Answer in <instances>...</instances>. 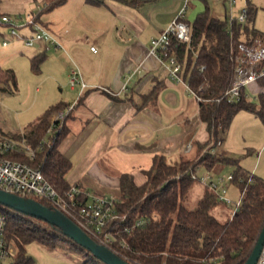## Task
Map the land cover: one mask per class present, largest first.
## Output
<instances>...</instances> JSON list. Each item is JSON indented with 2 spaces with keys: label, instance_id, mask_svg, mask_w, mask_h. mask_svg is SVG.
Here are the masks:
<instances>
[{
  "label": "crops",
  "instance_id": "crops-1",
  "mask_svg": "<svg viewBox=\"0 0 264 264\" xmlns=\"http://www.w3.org/2000/svg\"><path fill=\"white\" fill-rule=\"evenodd\" d=\"M49 1L0 0V13L20 22L28 14L38 15L40 23L51 29L59 43L53 46L40 41L29 47V60L42 53L47 55L35 72L42 83L53 81L59 97L50 103L46 102L49 94L41 97L38 111L32 116L36 118L26 122V129L50 106L58 102L67 105L54 111L50 121L60 111L67 115L70 112L64 121L68 133L59 144V150L72 161L68 182L97 195L118 194L120 175L128 172L135 179L137 175L146 179L142 170L151 166L156 155L165 156L171 163L182 157H194L196 145L209 139L207 125L200 117L199 102L188 91L187 82L172 79L161 59L150 52L152 38L176 17L184 0H141L139 4L104 0L101 5L87 0H66L41 12ZM223 2L225 10L215 12L218 17L227 12ZM54 10L58 13L51 15ZM3 30L7 35L8 27ZM20 31L25 35L31 32L26 26ZM92 46L97 48L96 52L91 50ZM11 69L18 83L17 66ZM73 70L80 71L74 86L70 83ZM156 84L161 88L157 98L139 109L141 96ZM245 96L259 104L264 96V79L246 87ZM256 118L259 117L248 111L236 114L231 126L250 122L242 126L244 129L239 134L252 127L258 129L259 135L256 137L253 129L248 130L240 145L233 135H238V131H229L223 136L218 154L241 157V160L245 153L259 157L264 150V124L259 118L262 127ZM197 184L204 191L205 186ZM229 193L232 194V187Z\"/></svg>",
  "mask_w": 264,
  "mask_h": 264
},
{
  "label": "trees",
  "instance_id": "trees-1",
  "mask_svg": "<svg viewBox=\"0 0 264 264\" xmlns=\"http://www.w3.org/2000/svg\"><path fill=\"white\" fill-rule=\"evenodd\" d=\"M121 1L129 4L141 2ZM64 2L66 0H50L41 12L49 11ZM87 2L101 5L104 0ZM204 2L205 8L197 14L195 20L191 22L187 19L191 26V44L174 41L169 53H175L183 62L180 76L192 89L197 90L202 83L208 84L204 93L208 100L201 101L199 106L209 139L196 145L197 153L192 158L182 157L171 163L163 155L154 156L151 166L142 170L146 179L141 184L137 183L131 173L120 175L117 194L120 217L111 221L109 226L119 240L126 241V246L116 242L114 249L121 257L135 264H244L264 225V178L245 169L241 157L204 153L205 149L216 145L220 135L227 133L240 111L256 114L264 124V96L256 104L246 98L244 89L239 101L229 102L224 98L234 77L240 55L239 44L244 40L252 43L257 38L264 41V32L254 26L258 7L247 0V22L242 23L236 18L230 19L229 9L223 17L214 15L207 0ZM35 18L40 22L38 15ZM0 25L8 27L1 21ZM2 37L5 34L0 30ZM46 56L42 53L31 58L34 71L40 69ZM0 84L12 90L17 89L13 69L0 67ZM160 90L156 84L148 93L143 94L139 109L155 100ZM216 98L221 100L216 101ZM66 106L64 102L50 106L22 133H3L11 139L25 141L36 150L34 158L26 153H14L12 158L39 167L62 194L71 187L67 174L72 168V161L59 150L60 142L68 133L66 124L63 122L53 146L45 144L42 148L40 144L47 138L51 114ZM198 164L208 171H217L223 165H231L234 168V182L239 188H246L240 206L226 221L212 212L220 200L208 187H205L195 207L187 205L190 192L198 183L191 177L190 170ZM250 178L252 181H248ZM36 199L54 208L46 199ZM0 211L7 215V238L17 248L16 264H36L28 253V246L33 242L50 249H75L84 255L83 264H105L66 236L60 228L1 204ZM124 216L126 218L121 220ZM139 219H144L145 223L134 226ZM127 227L129 231H125Z\"/></svg>",
  "mask_w": 264,
  "mask_h": 264
},
{
  "label": "built area",
  "instance_id": "built-area-1",
  "mask_svg": "<svg viewBox=\"0 0 264 264\" xmlns=\"http://www.w3.org/2000/svg\"><path fill=\"white\" fill-rule=\"evenodd\" d=\"M190 0H185V4L179 10L176 17L161 31V33L152 38L150 43V52L157 55L167 69L169 76L178 81H182L180 71L183 68V62L175 53H169L173 42L191 44L192 34L191 26L187 20V9ZM229 3L230 19H238L239 22H247V6L245 5L239 13L234 15V7L238 0H226ZM0 21L8 25L7 35L11 40H21L26 46H33L37 42H46L49 45L56 46L58 41L53 34L39 21L35 15L28 14L23 22L20 19L11 17L8 14L0 16ZM26 26L30 28V34L25 35L20 29ZM4 46L8 45L7 40H3ZM91 50L96 52L95 46ZM240 55L237 58V65L234 70V77L231 87L225 92L224 98L229 102L239 101L243 90L251 83L264 78V41L257 38L252 43L242 41L239 44ZM204 67H201L203 69ZM70 83L74 86L79 78V70H73ZM83 87L86 83L81 80ZM188 91L200 103L208 100L204 93L208 89V84L202 83L197 90L192 89L187 84ZM126 89V85L123 86ZM221 98H216L220 101ZM67 112L60 111L54 115L50 121L47 131V138L41 142L40 146L46 144L53 146L58 132L62 129ZM223 143V135H220L213 148H207L204 153L212 155L218 154V149ZM14 153H26L31 158L36 156V150L25 141L14 140L6 135L0 134V189L7 192L16 193L24 197L44 198L51 203L54 209H58L72 220H74L84 231H86L97 242L104 244L115 252L114 244L120 242L126 246V241L119 240L115 232L110 228L111 221L118 219L117 210L118 199L116 196L97 195L90 191L82 189L77 184H71V187L64 194L60 193L51 182L45 177L39 167H35L27 162L12 158ZM203 166L198 164L195 169L190 170L191 177L198 183L203 184L212 190L218 199L226 204H234V211L240 206L246 188H239L240 198L235 202L229 195V188L234 182V175L231 173L226 177L215 175L213 172L202 170ZM248 181H252L250 178ZM126 216L120 218L124 220ZM7 215L0 211V264H16L17 248L13 241L6 235ZM145 223L144 219H139L134 226H140ZM129 231V228H125ZM118 253V252H117ZM257 264H264V247Z\"/></svg>",
  "mask_w": 264,
  "mask_h": 264
},
{
  "label": "rangeland",
  "instance_id": "rangeland-1",
  "mask_svg": "<svg viewBox=\"0 0 264 264\" xmlns=\"http://www.w3.org/2000/svg\"><path fill=\"white\" fill-rule=\"evenodd\" d=\"M251 1L258 7L254 25H256L257 28L264 30V0ZM207 2L214 15L215 12H224L225 6L223 0H207ZM225 3L227 9H229L230 7L228 1L225 0ZM184 4L185 0L183 5ZM246 4L247 0H238L236 6L234 7V15L236 17L239 16L240 11ZM204 8V0H190L187 9L188 19L191 22L194 21L197 14ZM55 13H58L57 10L52 11L51 15H54ZM193 13L195 15L194 17L192 16ZM45 16H47V13L44 14V17ZM191 16L193 18H191ZM0 30H3L1 25ZM2 32L4 34L6 33L4 30ZM50 32L52 33V31ZM4 39L10 43L8 46H2ZM29 47L30 46H26L21 40H11L10 36L6 34L5 37L0 38V66L6 68H11L12 66L15 68V66H17L18 70L17 89L12 90L8 86L0 84V130L4 131L6 134L21 133L26 130V122L31 120L30 118H36L32 116L38 111L39 99H41V97L49 94L50 97L48 96L46 101L47 103L55 102L59 97L56 90L57 88L53 81L49 80L42 83L43 81H40L39 74L32 69L31 60H29L30 54L28 53ZM29 74L35 81L32 78L29 79ZM5 87L8 88L6 89ZM241 115L244 114H240V116ZM256 121L263 127L259 118H256ZM246 124L249 125L250 122L244 121L242 124L240 122H236L227 131H233V133L238 131V135H233L240 145L244 142V136H246L248 130L253 129L252 127L249 129L245 128L243 133L239 134V131L244 129L242 126ZM253 132L254 135L258 137V129L254 128ZM262 152H260L259 157L255 154L247 155V153H245L246 156L241 160V164L250 172H254L256 175L264 178V152ZM219 169L222 170L221 173L218 174L216 173L217 171L214 170L213 174L226 177L234 170L231 165H223ZM136 179L139 183L145 180L143 175H137ZM231 187L232 194L229 193V195L231 199L236 202L240 198L239 186L232 184ZM202 191V185L196 184L190 192L187 205L195 207L199 197L202 195ZM197 192L199 194H197ZM112 195L117 197V194L112 193ZM234 209V204L229 205L220 201L212 212L219 219L226 221L234 214ZM28 253L34 258L36 264H83L85 260L84 255L77 252L75 249H50L37 242H33L28 246Z\"/></svg>",
  "mask_w": 264,
  "mask_h": 264
},
{
  "label": "water",
  "instance_id": "water-1",
  "mask_svg": "<svg viewBox=\"0 0 264 264\" xmlns=\"http://www.w3.org/2000/svg\"><path fill=\"white\" fill-rule=\"evenodd\" d=\"M0 204L25 215L44 220L61 231L80 246L91 252L105 264H135L121 257L110 247L97 242L74 220L58 209L47 206L33 197H24L0 189ZM264 247V225L257 241L244 264H257Z\"/></svg>",
  "mask_w": 264,
  "mask_h": 264
}]
</instances>
